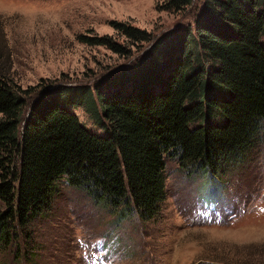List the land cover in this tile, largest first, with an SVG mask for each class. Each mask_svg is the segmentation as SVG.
<instances>
[{
	"label": "trees",
	"instance_id": "obj_1",
	"mask_svg": "<svg viewBox=\"0 0 264 264\" xmlns=\"http://www.w3.org/2000/svg\"><path fill=\"white\" fill-rule=\"evenodd\" d=\"M165 1L180 10L192 0ZM202 2L195 34L167 31L93 85L20 90L0 74V251L14 243L34 253L31 223L50 212L62 181L120 220H149L165 199L166 157L216 180L264 148V0ZM87 41L119 48L107 37ZM72 105L85 106L105 134L83 127Z\"/></svg>",
	"mask_w": 264,
	"mask_h": 264
},
{
	"label": "rangeland",
	"instance_id": "obj_2",
	"mask_svg": "<svg viewBox=\"0 0 264 264\" xmlns=\"http://www.w3.org/2000/svg\"><path fill=\"white\" fill-rule=\"evenodd\" d=\"M165 3L0 0V74L20 90L93 85L130 67L163 33L188 27L195 34L202 0L180 10ZM113 22L151 40L128 37ZM101 37L119 48L87 41ZM69 109L83 127L105 134L85 106ZM229 172L223 179L197 177L166 157L165 199L149 220L137 214L120 220L119 210L62 181L50 212L31 223L34 253L12 243L0 251V264H264V148Z\"/></svg>",
	"mask_w": 264,
	"mask_h": 264
}]
</instances>
